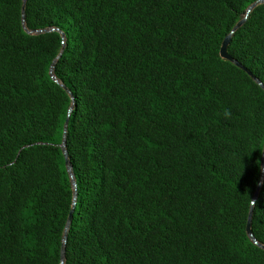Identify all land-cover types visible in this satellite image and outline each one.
<instances>
[{
	"label": "trees",
	"instance_id": "1",
	"mask_svg": "<svg viewBox=\"0 0 264 264\" xmlns=\"http://www.w3.org/2000/svg\"><path fill=\"white\" fill-rule=\"evenodd\" d=\"M257 82L264 0H0V264H264Z\"/></svg>",
	"mask_w": 264,
	"mask_h": 264
},
{
	"label": "water",
	"instance_id": "2",
	"mask_svg": "<svg viewBox=\"0 0 264 264\" xmlns=\"http://www.w3.org/2000/svg\"><path fill=\"white\" fill-rule=\"evenodd\" d=\"M25 1V0H24ZM255 5L253 4V5H251L248 9H247V11H246V13H245V15H247L248 14V12H249V10L251 9V8H253ZM245 20H246V17L245 18H243L241 21H239L237 24H236V26L234 27V29L232 30V32L223 40V42H222V45H221V48H220V57L222 58V59H225V60H228V61H232V58L227 54V48H228V45H229V43H230V39H231V34L233 33V32H235L238 28H240L243 24H244V22H245ZM61 56V53L58 55V57L56 58V59H58L59 57ZM235 65L237 66V67H239V68H241V69H243V70H245L242 66H240L238 63H235ZM246 71V70H245ZM249 74V73H248ZM250 75V74H249ZM263 89H264V87L259 83V82H257ZM66 123H67V119H66ZM65 123V124H66ZM62 149H64V140H63V142H62ZM64 158H65V166H66V170L68 171V169L70 168V164H69V162H68V159H67V156H66V154L64 153ZM261 164H262V170H264V151H263V155H262V160H261ZM72 213H73V207H72V209L70 210V212H69V216H68V223H70L71 222V220H72ZM251 216H252V209L250 210V213H249V217H248V221H247V225H246V232H247V235H248V237H252L251 236ZM67 228H68V226H67ZM64 241H65V239H66V235H64ZM252 241H253V243H255L256 245H258L260 248H262V249H264V247L263 246H260L253 238H252ZM63 250V249H62ZM62 254H63V251H62Z\"/></svg>",
	"mask_w": 264,
	"mask_h": 264
},
{
	"label": "rangeland",
	"instance_id": "3",
	"mask_svg": "<svg viewBox=\"0 0 264 264\" xmlns=\"http://www.w3.org/2000/svg\"><path fill=\"white\" fill-rule=\"evenodd\" d=\"M32 33H35V32H32ZM51 76L53 77L52 74H51ZM68 174H69V177H70L71 186H72V190H73V194H74V200H75V181H74V177H73V174H72L70 168L68 169Z\"/></svg>",
	"mask_w": 264,
	"mask_h": 264
}]
</instances>
